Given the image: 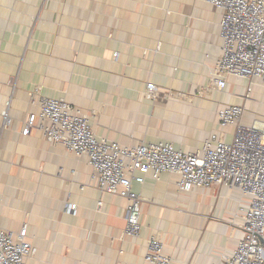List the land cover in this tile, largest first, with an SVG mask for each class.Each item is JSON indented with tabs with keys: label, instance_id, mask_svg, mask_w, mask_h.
Listing matches in <instances>:
<instances>
[{
	"label": "crops",
	"instance_id": "crops-1",
	"mask_svg": "<svg viewBox=\"0 0 264 264\" xmlns=\"http://www.w3.org/2000/svg\"><path fill=\"white\" fill-rule=\"evenodd\" d=\"M222 16L206 0H0V228L28 225V264H145L152 236L180 264H224L236 250V191L183 193L169 173L134 182L142 231L128 238L129 203L99 190L87 156L39 129L23 134L40 111L36 94L65 99L91 115L98 138L127 147L170 142L193 153L212 134L231 142L235 128H221L218 112L243 105V125L264 121V84L228 76L225 89L214 85Z\"/></svg>",
	"mask_w": 264,
	"mask_h": 264
},
{
	"label": "built area",
	"instance_id": "built-area-1",
	"mask_svg": "<svg viewBox=\"0 0 264 264\" xmlns=\"http://www.w3.org/2000/svg\"><path fill=\"white\" fill-rule=\"evenodd\" d=\"M206 1L223 11V44L214 70V85L225 89L228 76L264 84V0ZM114 57L117 61L119 54ZM250 91L248 88L244 99H249ZM158 95L157 85L149 83L146 97L156 100ZM30 98L40 111L29 116L23 134L39 129L50 143L61 144L78 157H88L99 190L129 203L125 237L137 239L142 231V196L133 191V183L144 185L147 178L159 181L169 173L178 176L177 186L183 193L215 185L236 191L240 199L234 218L240 221L238 228L243 238L231 255L224 256V264H264V121L243 125V105H229L218 112L221 128H235L231 142L212 134L201 150L186 153L170 142L127 147L98 138L89 113L65 99L36 94ZM8 108L2 112L5 126L10 123ZM102 204L100 201L99 206ZM76 208L75 204L69 206L70 211ZM27 232L28 225L18 233L0 228V264H28L35 249L27 240ZM144 260L145 264H180L164 253V243L156 236L148 240Z\"/></svg>",
	"mask_w": 264,
	"mask_h": 264
}]
</instances>
